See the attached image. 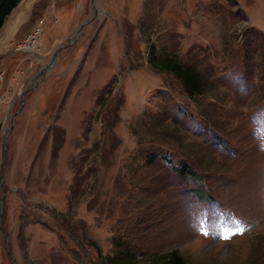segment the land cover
<instances>
[{"label":"rangeland","instance_id":"obj_1","mask_svg":"<svg viewBox=\"0 0 264 264\" xmlns=\"http://www.w3.org/2000/svg\"><path fill=\"white\" fill-rule=\"evenodd\" d=\"M19 9L0 27V264H264V0Z\"/></svg>","mask_w":264,"mask_h":264},{"label":"trees","instance_id":"obj_2","mask_svg":"<svg viewBox=\"0 0 264 264\" xmlns=\"http://www.w3.org/2000/svg\"><path fill=\"white\" fill-rule=\"evenodd\" d=\"M18 1L19 0H0V27L5 17L18 3ZM146 60L148 65L153 69L173 75L179 81L181 87L187 95L198 94L202 91V79L192 66L181 65L177 63L174 58L169 56L158 58L152 46L148 47ZM153 158L154 157L151 158V156H149L148 161H152ZM180 169L182 175L186 174L185 172L191 173L190 169L185 163L180 166ZM126 257L129 256H127L126 251H123L122 258ZM117 258L118 256L109 258L107 257L106 261L108 264H117L118 261H121ZM148 258L149 261L154 262V264H186L181 255L176 250H169L166 252L149 255Z\"/></svg>","mask_w":264,"mask_h":264},{"label":"built area","instance_id":"obj_3","mask_svg":"<svg viewBox=\"0 0 264 264\" xmlns=\"http://www.w3.org/2000/svg\"><path fill=\"white\" fill-rule=\"evenodd\" d=\"M40 24L41 21L39 20L36 25L26 34L24 39L16 45L17 49L30 51L36 47L37 39L40 34Z\"/></svg>","mask_w":264,"mask_h":264},{"label":"crops","instance_id":"obj_4","mask_svg":"<svg viewBox=\"0 0 264 264\" xmlns=\"http://www.w3.org/2000/svg\"><path fill=\"white\" fill-rule=\"evenodd\" d=\"M28 1V0H27ZM29 1H31V0H29ZM19 2V1H18ZM18 4V3H17ZM16 4V5H17ZM16 5L13 7V8H15L16 7ZM13 8L11 9V11L13 10ZM21 9V8H20ZM20 9L17 11V12H12L11 13V11L9 12V14L8 15H10L9 17V20H10V22H8L9 23V26L7 27V29H8V35H12L13 33H14V30H15V26L16 25H18L21 21H22V11H20ZM7 15V16H8ZM6 16V17H7ZM5 20V19H4Z\"/></svg>","mask_w":264,"mask_h":264},{"label":"water","instance_id":"obj_5","mask_svg":"<svg viewBox=\"0 0 264 264\" xmlns=\"http://www.w3.org/2000/svg\"><path fill=\"white\" fill-rule=\"evenodd\" d=\"M85 23V22H84ZM84 23H82L81 24V26L84 24ZM56 55V51H54L53 53H52V58H51V62L53 61V57ZM46 66H49V64H47ZM45 66V67H46ZM40 72H42V70H40L36 75H38Z\"/></svg>","mask_w":264,"mask_h":264},{"label":"snow or ice","instance_id":"obj_6","mask_svg":"<svg viewBox=\"0 0 264 264\" xmlns=\"http://www.w3.org/2000/svg\"><path fill=\"white\" fill-rule=\"evenodd\" d=\"M240 231H243L242 229H240Z\"/></svg>","mask_w":264,"mask_h":264}]
</instances>
